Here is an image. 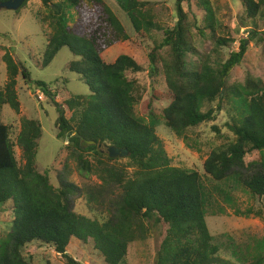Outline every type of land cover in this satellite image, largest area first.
I'll list each match as a JSON object with an SVG mask.
<instances>
[{
    "label": "trees",
    "instance_id": "trees-1",
    "mask_svg": "<svg viewBox=\"0 0 264 264\" xmlns=\"http://www.w3.org/2000/svg\"><path fill=\"white\" fill-rule=\"evenodd\" d=\"M116 1L134 34L151 41L149 65L162 74L165 89H153L152 97L143 99L148 90L128 77L129 72L142 71L140 64L126 54L112 62L104 59L102 53L108 47L131 39L106 0H41L46 10L39 11L37 19L50 27L45 31L41 67L48 66L62 47H68L74 58L67 68L81 75L90 93L69 94L60 103L55 99L56 85L35 82L56 108V136L66 141L63 150L77 161L79 171L95 175L100 182L98 189L85 190L84 199L115 193L114 198H108L110 216L100 221L76 213L70 204L76 185L60 179L55 187L49 168L37 169L42 136L38 120L23 119L16 142L11 138L12 124L0 121V209L8 202L13 214L11 230L0 238V264H29L24 249L35 241L51 245L68 264H80L67 253L72 237L83 243L91 241L106 264H125L130 244L144 240L157 228L156 264H233L221 256V245L210 234L206 216L216 207L215 195L229 199L217 183L230 176L258 201L264 200V80L246 71L242 82H231L230 73L241 63L247 47L241 41L238 51L222 59L223 49L231 46L233 38L222 33L211 0H196L192 23L183 8L185 2L192 1L176 0L177 20L172 26L163 25L149 0ZM241 2L245 23L252 24L246 27L249 36L262 40L264 32L257 29V22L264 16V0ZM198 12L203 13L202 26L197 24ZM197 34L208 39L209 48L198 50ZM2 59L7 81L0 90V106L19 111L17 77L20 74L31 81L30 73L9 51ZM140 102L151 120L136 114ZM154 102L164 103L157 109L160 118L177 136L214 121L228 104L231 123L227 126L233 137L212 149L203 162L211 186L198 169L171 164L157 134ZM206 102L215 105L203 111ZM82 138L95 144L82 147ZM15 146L21 149L22 164ZM111 146L122 151L126 163H118L121 157L112 158L103 151ZM254 152L259 157L246 161ZM88 153L94 154V161L86 158ZM260 208L251 207L241 214L264 217V208ZM262 261L264 255H258L255 262Z\"/></svg>",
    "mask_w": 264,
    "mask_h": 264
},
{
    "label": "rangeland",
    "instance_id": "rangeland-1",
    "mask_svg": "<svg viewBox=\"0 0 264 264\" xmlns=\"http://www.w3.org/2000/svg\"><path fill=\"white\" fill-rule=\"evenodd\" d=\"M149 1L154 5L164 26H172L176 22V0ZM191 1L193 4L185 2L183 5L184 10L188 12L190 23L194 21L191 11H195L194 3L197 2L196 0ZM106 2L121 19L131 39L108 47L102 53L104 59L112 62L120 54L129 55L142 67V71L136 74L129 72L128 77L137 79L139 85L148 90V97L144 91L143 99L152 97L153 89L162 92L165 89L162 74L156 70L152 71L149 65L151 41L147 37L142 39L134 34L127 15L116 0H106ZM211 2L218 22L221 24L222 33L233 38L231 46L223 49L222 59L227 58L230 52L238 51L241 41H245L247 47L241 63L235 66L230 73L231 82H242L246 71L254 77H261L264 80V37L260 40L258 36L252 38L249 36V28L246 27L252 26V24L245 23L241 0H211ZM45 10L41 0H28L25 6L18 11L0 9V90L7 81L6 66L2 59L7 51L28 70L31 78V81H26L20 74L18 75L16 89L20 102L19 111L13 110L8 105L0 106V121L12 124L11 138L16 142L21 121L25 118L38 120L42 127V136L39 139L35 159L37 169L49 168L50 182L55 187L59 186L60 179L76 185L78 189L70 197L72 209L76 213L102 221L110 216L112 210L108 204V198H114L116 195L115 193H104L97 195L96 199L91 201L84 199L85 190L89 187L98 189L100 182L95 175L79 171L77 161L69 158L68 152L63 150L66 141L58 139L56 136L55 122L58 117L56 108L45 95L41 94L35 84L36 81H44L48 84L51 83L53 88L56 85L55 87L59 90L55 99L60 103H63L69 94L86 95L90 93L89 87L82 80L81 75L69 71L67 68V63L74 58L68 47H62L48 66L41 67L46 43L45 34L50 31V27L39 22L37 13ZM69 12L74 18L76 17L74 9ZM202 15L201 12L195 14L199 26L203 25ZM257 29L264 32V16H261L257 22ZM196 37L198 50L202 51L210 47L208 39L204 40L199 34ZM163 105L164 103L154 102L152 108L157 110ZM214 105L215 103L206 102L202 110L206 111ZM144 109L145 106L143 107L140 102L136 105L135 112L144 120H151L148 112ZM227 109L228 104L226 103L224 109L217 112L214 121L189 128L183 136L175 135L166 127L158 110L155 111L157 134L162 139L167 154L171 157V164L198 169L209 186H211V180L204 174L203 162L212 149L230 141L233 137L227 126L231 123ZM65 113L67 117H70L71 112L68 109L65 110ZM214 128H217L218 131H215ZM14 149L18 162L22 164L24 160L21 149L18 146H15ZM103 151L107 152V148ZM119 157L121 158L118 163H126L123 156ZM258 157L259 154L254 152L246 156V161ZM86 158L95 160L93 153H88ZM129 169L131 170V168ZM217 185L229 195V199L226 200L220 193L215 195L217 204L207 213L206 222L210 234L221 245V256L232 261L233 264H257L255 260L258 255H264V217L254 214L245 216L241 213L251 207L264 208V200L258 201L238 182L235 176H230L228 179L218 182ZM12 219L11 204L7 202L0 209V238L5 237L11 230ZM157 237L158 228L144 240L133 241L129 246L125 264H156ZM233 250L238 253L233 254L232 252H236ZM67 253L80 264H106L91 241L83 243L72 237L67 246ZM24 254L29 264H68L51 245L36 241L25 247ZM259 264H264V261Z\"/></svg>",
    "mask_w": 264,
    "mask_h": 264
},
{
    "label": "water",
    "instance_id": "water-1",
    "mask_svg": "<svg viewBox=\"0 0 264 264\" xmlns=\"http://www.w3.org/2000/svg\"><path fill=\"white\" fill-rule=\"evenodd\" d=\"M24 1L25 0H8V1L0 3V9L4 8V9H7V10L16 11L18 8H20V6L23 4ZM85 144H91L92 145V144H95V142L92 141V140H85V139L82 138V144H81L82 147ZM98 146L100 147L101 144H99ZM107 151L109 153V156L112 157V158H115V157L123 155L121 150L116 149V148H114L112 146L107 148Z\"/></svg>",
    "mask_w": 264,
    "mask_h": 264
}]
</instances>
